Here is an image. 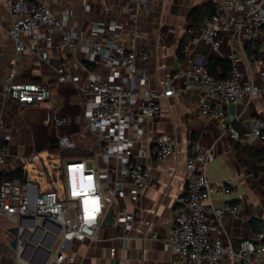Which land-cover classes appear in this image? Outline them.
Listing matches in <instances>:
<instances>
[{
    "label": "crops",
    "instance_id": "1",
    "mask_svg": "<svg viewBox=\"0 0 264 264\" xmlns=\"http://www.w3.org/2000/svg\"><path fill=\"white\" fill-rule=\"evenodd\" d=\"M33 1L45 5L55 14L69 10L67 27L83 32V37L92 21L118 22L122 25L119 33L122 45L146 49L147 58L139 65L147 73V85L155 91L161 89V83L166 76L186 68L194 61L222 59L231 63L229 54L235 58L234 63L240 70L242 81L262 84L260 71L264 69V63L260 59L263 39L261 33L256 32L248 39L243 32H235L230 25L227 30H221L217 50L212 49L202 39L191 41L188 25L193 20L189 17L190 13L197 9L203 15L208 6L214 9V5L221 0H151L146 13L138 11L133 0ZM129 9L134 10L135 18L130 17ZM218 14L224 16L227 22L234 17L226 9H220ZM197 24L199 22L194 23L195 28L198 27ZM9 27L7 9L4 0H0V107L5 121L0 136L8 138L9 147L6 160L0 164V181L22 170L27 180L37 186V191L52 187L49 176H46L48 183H41L40 172L46 170V159L49 161L55 158L60 163L61 161L44 147L54 139L55 133L64 131L70 135L77 132L72 130L76 125L83 128L82 133L90 136L82 144L92 151L90 159L98 166H103L99 139L84 128L85 101L75 85L58 84L49 102L34 105L20 104L14 99L4 97L1 85L9 72L14 73V80L17 82L36 81L55 86L58 66L69 71L77 69L82 72L83 64L86 66L85 63H88L92 65V68L87 67L91 72L99 73L103 77L109 69L88 61L87 55L81 50V46L87 43L85 39H81V46L71 51L42 47L49 53L48 61L40 60L32 45H29L31 49L19 53L16 59L14 45L8 35ZM181 44L184 48L180 51ZM175 83L180 85L181 80L177 79ZM66 89L74 90L77 97L73 99L74 97L63 94ZM159 104L158 117L146 125L144 133L136 140L133 148V159L151 171L149 183L139 193L137 202H132L127 192L125 196L116 197L113 205L102 217L93 239L71 243L70 253L79 264H183L182 259L164 248V242L170 231L175 200L184 187L185 162L191 154L193 141H197L203 148L212 149L213 158L206 167L208 182L213 186L228 180L231 183L230 193L225 196H212L213 203L216 206L242 203L239 217L224 213L221 221L224 231L221 237L225 242L235 247L240 239H253L262 226L264 148L260 141L249 142L241 139L237 142L240 143L239 151L246 163L243 166L233 146L237 140L231 139L215 119L200 114L195 90L160 98ZM68 106L80 108L79 112L69 114ZM54 114H65L68 123L61 128L54 127ZM225 116L239 133L245 132L255 118H264V93L252 96L249 101L228 105ZM158 135L169 136L173 143V153L162 159L150 155L152 140ZM70 137L72 138L71 135ZM140 150H145L146 155H139ZM28 157H33L31 162L27 161ZM251 167L255 168L254 172L249 169ZM122 180L126 187L128 180ZM104 187L105 190H110L106 181ZM21 191L25 194L26 187H21ZM109 209L111 213L107 217ZM124 213L131 214L133 218L126 231L121 221ZM12 227L22 229L25 234L16 247L11 245ZM59 233L60 226L51 220L40 221L34 217H23L12 222L6 217H0V264H18L20 260L27 261L28 264H55L51 258L59 241ZM112 247L115 248L114 257L109 254ZM217 264H229V260L222 257Z\"/></svg>",
    "mask_w": 264,
    "mask_h": 264
},
{
    "label": "built area",
    "instance_id": "2",
    "mask_svg": "<svg viewBox=\"0 0 264 264\" xmlns=\"http://www.w3.org/2000/svg\"><path fill=\"white\" fill-rule=\"evenodd\" d=\"M133 1L138 11H148L151 0ZM4 5L10 22L8 35L13 42L16 59L19 53L31 49L29 45H32L39 59L48 61L49 53L42 47L71 51L81 46V39H85L87 43L81 46V50L88 61L109 69L103 77L91 72L84 64L82 72L77 69L69 71L63 66L56 68V83L75 85L84 97L83 125L99 139L103 166H98L90 158L62 160L59 167L62 181L60 193L54 184L49 189L37 191V186L29 180L22 182L13 178L0 182V217L12 222L34 217L40 221H54L60 226L52 263L79 264L70 253L71 243L94 238L102 217L116 197L125 196L127 192L132 202L138 201L139 193L149 183L151 171L133 159V148L146 125L158 117L160 98L195 90L202 116L215 119L231 139L259 140L264 148V118H255L245 132L239 133L225 116L228 105L249 101L252 96L264 93V69L260 71L262 84L258 85L242 81L232 54L228 55L232 61L229 75L223 79L212 76L205 61H194L166 76L161 89L155 91L147 85V73L139 65L147 58L146 49L122 45L119 41L122 25L118 22L92 21L83 37V32L67 27L69 10L55 14L33 0H4ZM220 9L234 14L231 21L227 22L224 16L218 14ZM129 15L136 17L133 9H129ZM230 25L235 32H243L248 39L256 32L261 33L260 59L264 63V0H221L214 5V13L199 31L188 32L191 41L202 39L217 50L221 30H227ZM177 79L181 80L180 85L175 83ZM1 93L26 105L44 103L52 97L49 84L17 82L13 72L4 77ZM52 123L54 127L61 128L68 123V117L54 114ZM4 127L0 107V133ZM54 139L61 150L75 147L73 139L64 131L57 133ZM172 153L173 143L169 136L158 135L152 140V157L162 159ZM8 154V138L0 136V164L4 163ZM139 155L145 156L146 151L140 150ZM212 158L211 148H203L197 141L191 143V154L185 162L184 187L175 200L164 248L182 259L183 264H217L222 257H226L229 264H264V221L253 239H240L235 247L221 237L224 213L239 217L242 203L223 206L213 203L212 196L230 193L231 183L228 180L213 186L208 182L206 167ZM32 159L28 157L27 161ZM122 179L128 180V191ZM105 181L110 186L109 191L105 190ZM23 186L26 187L25 194L21 191ZM132 220L131 214H123L124 231L130 228ZM24 237L20 229L18 243ZM109 254L114 257V247L110 248ZM1 258L0 247V261ZM18 264L28 262L20 260Z\"/></svg>",
    "mask_w": 264,
    "mask_h": 264
},
{
    "label": "trees",
    "instance_id": "3",
    "mask_svg": "<svg viewBox=\"0 0 264 264\" xmlns=\"http://www.w3.org/2000/svg\"><path fill=\"white\" fill-rule=\"evenodd\" d=\"M201 12H199L197 9L193 10L189 17L190 19H192L193 21L189 22L188 25V31H193V32H197L199 31L203 25L205 24V22L210 18V16L214 13V9L210 6L207 7V12L204 13L203 15L200 14ZM203 18V19H202ZM198 27L195 28L194 23H198ZM201 24V25H200ZM200 25V26H199ZM250 43L247 45V48H249ZM184 48L183 44L180 45V51ZM256 52V51H255ZM254 52V53H255ZM253 53V52H252ZM206 62V68L208 70V72L219 79H223L227 76L228 72L231 69V63L227 60H222V59H208L205 61ZM87 67L92 68V65L85 63ZM31 82H36V81H31ZM38 83V82H37ZM50 85V90L51 93L53 95L54 90L56 88V86H58V84H56L54 86V84H49ZM54 86V87H53ZM60 133V132H59ZM70 136V135H69ZM241 140V139H240ZM74 141V140H73ZM239 140L236 141V143H234V148L236 149V152L238 154V159L240 161V163L244 166L246 163H244V160L242 159L241 156V151H239V146L240 143ZM75 143V141H74ZM78 146L75 143V147L73 149H69V150H61L56 146V141L55 139L50 140L44 147L45 150H47L49 153L54 154V156H57L58 159L60 161L64 160V159H85V158H90L92 156V151H90L88 148H85L83 150H77V153H73L72 151L75 150ZM251 169L253 172L255 171V168L251 167L249 168ZM19 179L20 181L24 182L27 180L26 176L23 174L22 170H18L16 172H14L12 175H10L9 177H7L6 179ZM4 180V179H2ZM1 180V181H2ZM0 181V182H1Z\"/></svg>",
    "mask_w": 264,
    "mask_h": 264
},
{
    "label": "rangeland",
    "instance_id": "4",
    "mask_svg": "<svg viewBox=\"0 0 264 264\" xmlns=\"http://www.w3.org/2000/svg\"><path fill=\"white\" fill-rule=\"evenodd\" d=\"M62 93L65 94V95H70V97L71 96L74 97L73 99H75L77 97L75 91L72 90V89H66ZM47 102H49V101H47ZM78 109H80V108H78ZM78 109L76 107H73V106L72 107L68 106L67 111L69 112V114L72 115V114H76L77 112H79ZM82 129L83 128L80 125H76V127L73 128L72 130H75L77 132H75V133L72 132V134L69 133L72 136V138L74 139L76 145L78 146L75 150L72 151L73 153H77V150L85 149V147L82 146V144H84V142L86 143L87 139L90 138V136L88 134L82 133L83 132ZM56 134L57 133H55L53 135V138H55ZM44 166H45L46 170L45 171H41L40 172L41 176L39 175V178L41 179V183L42 184L48 183L47 182L48 178H46V176H49L50 177L49 178L50 182L52 184H54L56 190L60 193L61 188H62V181L60 180V176H59L60 162L57 159H55V158H51L49 161H47V159H46V162L44 163Z\"/></svg>",
    "mask_w": 264,
    "mask_h": 264
},
{
    "label": "water",
    "instance_id": "5",
    "mask_svg": "<svg viewBox=\"0 0 264 264\" xmlns=\"http://www.w3.org/2000/svg\"><path fill=\"white\" fill-rule=\"evenodd\" d=\"M110 213H111V209H109V210L107 211V217L110 216ZM10 232H11L12 235H13V239H12V241H11V245H12L13 247H16V245H17V243H18V233H19V228H18V227H12V228L10 229Z\"/></svg>",
    "mask_w": 264,
    "mask_h": 264
}]
</instances>
